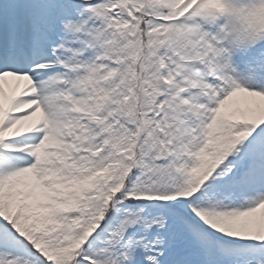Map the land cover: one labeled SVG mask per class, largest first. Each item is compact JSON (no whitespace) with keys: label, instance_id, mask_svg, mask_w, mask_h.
<instances>
[{"label":"snow or ice","instance_id":"6c2138e0","mask_svg":"<svg viewBox=\"0 0 264 264\" xmlns=\"http://www.w3.org/2000/svg\"><path fill=\"white\" fill-rule=\"evenodd\" d=\"M0 264H264V0H0Z\"/></svg>","mask_w":264,"mask_h":264}]
</instances>
